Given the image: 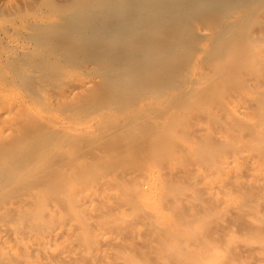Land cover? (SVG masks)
<instances>
[{
	"label": "bare ground",
	"instance_id": "6f19581e",
	"mask_svg": "<svg viewBox=\"0 0 264 264\" xmlns=\"http://www.w3.org/2000/svg\"><path fill=\"white\" fill-rule=\"evenodd\" d=\"M68 1L46 113L0 95V264H264V0Z\"/></svg>",
	"mask_w": 264,
	"mask_h": 264
},
{
	"label": "rangeland",
	"instance_id": "374dc122",
	"mask_svg": "<svg viewBox=\"0 0 264 264\" xmlns=\"http://www.w3.org/2000/svg\"><path fill=\"white\" fill-rule=\"evenodd\" d=\"M41 1H43V0H0V95H2L1 94L2 92L3 93L5 92L3 94L4 96L2 95L5 98L6 97L12 98L14 94L16 96L18 95L20 97L23 96L21 98L23 100L25 99V101H26L25 103L31 105L33 108L37 107L35 109L43 110L46 113V109H48V106H46L45 104L49 105L48 101H47V97L49 98V96H51V93L54 91V89L51 88L52 92L50 90H47L46 94L45 93L39 94V92L36 91V88H34V86H32L31 88L29 87L30 85H32L31 81L33 82V80L27 79V76L24 73L26 71V69L35 70L36 66H34V65L39 64L42 60H41V58L34 59V60H32L31 58L28 59V57L26 55H24L23 53H21L18 50V46H22L23 48H25V50L27 52L28 51L29 52L34 51L35 48L31 44V41L34 39V34L37 32V37H38V34L43 32L42 30L45 27L44 25H48L50 27V25H53V24L57 25V24H60L63 20L68 19V18L64 19L62 17L57 18V16L59 17V13L61 10H64V12L67 13L66 15L70 16V14H73L74 8L73 9L62 8L64 6L66 7L65 1H67V0H54L56 3L54 2L53 8H52L53 11H51V15H53V18L49 19V18H47L48 17L47 14L43 15L45 13L43 10H42V12H40L39 9H37L38 7L42 6ZM75 1H77V0H75ZM75 1L69 0L68 1L69 3L67 2V7H72L71 5ZM78 1H86V0H78ZM113 1L114 0H104L103 2L106 5H113ZM131 1L133 2V0H131ZM98 3H99V5L95 4V6H94V9H93L94 11H92V12L95 14L91 13L92 17H94V16L96 17L99 14H101V13H99L98 10H99V6H101L102 3L100 1ZM68 5H70V6H68ZM58 7H61V8H58ZM168 7H169V4L167 3L166 6L163 7V10H165ZM148 8L150 9V8H152V6L148 7ZM67 9H69V10H67ZM38 13L40 15H38ZM43 16H45V17H43ZM69 16H66V17H69ZM39 18L42 20H40ZM45 18L48 20V22ZM42 21H44L43 22L44 25H42ZM65 22H66V20H65ZM68 22H69V20H67V22H66L68 25L65 23L67 25L66 27L70 32H72V30H70L71 27L69 28ZM188 27L189 26L186 25V27L184 28V30L187 29V30H185V32H187L189 30ZM31 28H32V30H31ZM184 30H183V32H184ZM26 36L27 37L29 36V37L27 38ZM32 36H33V38H32ZM60 40H61V38L59 39V41ZM15 50H16V52H15ZM31 56L32 55H29V57H31ZM77 57H78V59L74 62V64H73L74 66L78 65L79 58H83L82 56L81 57L77 56ZM22 58H24V59H22ZM27 61L32 65V67L30 66V64ZM82 61H83V59H82ZM80 63L82 64L83 62H80ZM26 64H28V65H26ZM16 65H17V67H16ZM22 70H23V72H22ZM20 71L22 72V74H19ZM35 71H31L32 72L31 78H33L39 74L37 69ZM15 78H17V79L15 80ZM20 81H21V83H20ZM26 81L28 83H26ZM57 84L59 86V87H57V88H59L58 91H60L59 93H61V91L64 90L63 88L65 85L63 84V81L60 82V80L58 81ZM17 86H19V87H17ZM28 88H30V91ZM32 88H34V89H32ZM102 91H104V90H102ZM22 92H24V93H22ZM18 93H20L21 95ZM36 93H37V96H36ZM10 95H12V96H10ZM39 96H43L44 97L43 99L45 101L42 99L41 100L42 103L41 102H34L35 98H37V97L39 98ZM29 97H31V98H29ZM92 99H93L92 97H89V99L86 101V103H84L85 106L87 107V108H84L85 110H88V108L89 109L92 108L94 110V109L102 106V104H100L99 100H95L96 102L95 101L92 102ZM39 103H41V104L44 103V104L41 105ZM90 106H91V108H90ZM79 113H80V111H79Z\"/></svg>",
	"mask_w": 264,
	"mask_h": 264
}]
</instances>
